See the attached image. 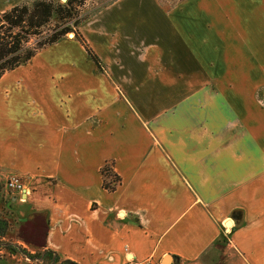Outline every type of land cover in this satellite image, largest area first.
<instances>
[{"label":"crops","instance_id":"1","mask_svg":"<svg viewBox=\"0 0 264 264\" xmlns=\"http://www.w3.org/2000/svg\"><path fill=\"white\" fill-rule=\"evenodd\" d=\"M215 11L117 0L80 26L104 71L71 35L1 77L0 176L34 189L3 240L77 264H264V36Z\"/></svg>","mask_w":264,"mask_h":264},{"label":"trees","instance_id":"2","mask_svg":"<svg viewBox=\"0 0 264 264\" xmlns=\"http://www.w3.org/2000/svg\"><path fill=\"white\" fill-rule=\"evenodd\" d=\"M84 5L85 0H67L65 3L53 0H26L1 14L0 25L5 26L7 30L3 36L0 35V79L6 72L28 63L40 50L60 42L70 33H73L74 38L85 48L98 70L104 71L100 58L79 29L80 25L87 20L80 17V9ZM52 24V33L43 39H34L33 47L29 46L34 36H42V30ZM101 174L103 187L107 191H115L121 184V178L114 171L113 162L106 163L101 169ZM8 192L12 199L17 198V193L13 195L11 191ZM4 224L0 220L1 235L5 233ZM5 246L7 250H11L9 246ZM23 253L30 260L39 261L42 264H77L70 260L61 261L51 250L35 254L23 250Z\"/></svg>","mask_w":264,"mask_h":264},{"label":"rangeland","instance_id":"3","mask_svg":"<svg viewBox=\"0 0 264 264\" xmlns=\"http://www.w3.org/2000/svg\"><path fill=\"white\" fill-rule=\"evenodd\" d=\"M53 1H60L65 3L67 0L65 2L62 0H53ZM115 1L117 0H85V5L82 7V9H80V17L82 16V18L88 19L91 16L98 13L99 11H101L102 9L110 6ZM159 1L165 7V11L169 12L172 11L173 7L177 6L178 4H180L185 0H159ZM200 1L202 3L204 1L211 3L212 6L213 4L215 5L216 15L218 17L225 18L226 21H228V23H223L224 25H226V28H228L227 26H229V28L231 27L233 31L236 29H242L243 31L246 30L248 33L257 32V34L264 36V0H200ZM195 13H197V11H195ZM206 13L207 11H205V14ZM53 24L45 27L42 30V36H34L33 40L29 43V46L33 47L35 41L34 39H43L49 33H52L51 30L53 28ZM1 27H3V30H1ZM6 30H7L6 27L2 26L1 24L0 35L3 36ZM71 35L72 37H74L73 33H70L68 37ZM262 47H264V45ZM13 175L16 174H8L5 175L4 177L0 176L2 178L0 179V220L5 223L4 235H1V231H0V252H3L0 253V264H29L26 261H29L31 264H42L39 261H33L27 258V256L23 253V250L29 252L27 249L20 246L16 247L15 246L16 244H12V242L9 241L10 240L9 238L15 235L13 232L11 233V228L14 229L13 225L17 221L15 218V214H16V210H18L19 207L17 206V201H13V199L11 198V194L8 192V189L6 188L7 179ZM20 177L25 183L29 193L31 192L32 194L34 190L32 181L29 180L28 178H26L27 179L26 180L25 177L22 176ZM23 195L26 196V194L22 193L21 195H19V198L23 197ZM29 195L30 194H28L27 196ZM20 203L22 204V202ZM6 235L7 238L9 239L7 241L3 240V238H5ZM5 245L9 246L11 250H7ZM20 256L23 257V261L19 260L20 262H18V259L21 258ZM174 263L172 262L171 264Z\"/></svg>","mask_w":264,"mask_h":264},{"label":"built area","instance_id":"4","mask_svg":"<svg viewBox=\"0 0 264 264\" xmlns=\"http://www.w3.org/2000/svg\"><path fill=\"white\" fill-rule=\"evenodd\" d=\"M6 188L8 191H11L12 193H17V194H26V196L21 197L20 201H26L27 195L30 194L29 191L27 190V187L25 183L23 182L22 178L17 175H13L9 177L6 181ZM129 264H152L151 262H144V263H134L131 262Z\"/></svg>","mask_w":264,"mask_h":264},{"label":"water","instance_id":"5","mask_svg":"<svg viewBox=\"0 0 264 264\" xmlns=\"http://www.w3.org/2000/svg\"><path fill=\"white\" fill-rule=\"evenodd\" d=\"M62 1H66V0H62ZM242 226V222L239 221V220H235V227H234V230L240 228ZM173 257L171 256H168L165 260H164V263L163 264H171L173 262Z\"/></svg>","mask_w":264,"mask_h":264}]
</instances>
